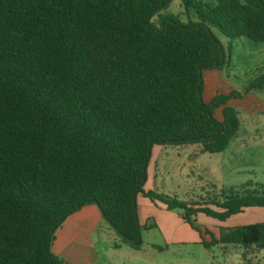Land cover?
<instances>
[{"label":"trees","instance_id":"1","mask_svg":"<svg viewBox=\"0 0 264 264\" xmlns=\"http://www.w3.org/2000/svg\"><path fill=\"white\" fill-rule=\"evenodd\" d=\"M168 2L0 0V264H63L53 233L87 204L138 249L139 193L182 210L206 248L264 246V221L206 241L192 218L264 209V186L195 203L143 190L153 145L219 153L239 128V91L201 97V72L225 63L215 30L264 42V0H182L186 21L159 14Z\"/></svg>","mask_w":264,"mask_h":264},{"label":"rangeland","instance_id":"2","mask_svg":"<svg viewBox=\"0 0 264 264\" xmlns=\"http://www.w3.org/2000/svg\"><path fill=\"white\" fill-rule=\"evenodd\" d=\"M159 14L177 15L182 21L194 19V12L186 10L182 0H169ZM151 20L157 24L156 15ZM215 35L223 45L225 63L221 69L201 72V97L210 98L217 90L233 89L242 94L240 99L228 102L240 120L235 136L219 153H201L199 144L153 145L159 149L157 154L151 151L146 169L148 190L189 203L222 200L231 188L241 192L264 186V42L246 37L230 40L217 30ZM175 211L182 217V210ZM192 218L202 237L209 241L204 230L218 237L231 227L264 221V209L246 208L223 222L204 214ZM186 225L192 230L190 238L165 244L158 231L151 229V221L144 222L140 247L122 245L125 247L116 252V263L264 264V246L244 251L241 246L212 243L206 248L200 242L199 231Z\"/></svg>","mask_w":264,"mask_h":264},{"label":"crops","instance_id":"3","mask_svg":"<svg viewBox=\"0 0 264 264\" xmlns=\"http://www.w3.org/2000/svg\"><path fill=\"white\" fill-rule=\"evenodd\" d=\"M153 147L151 151L157 154L159 148ZM147 182L148 177L143 184L144 191H148ZM136 202L139 224L142 226L144 222L151 221V229L158 231L165 244L185 242L184 237L192 236V230L175 210H168L160 202H152L141 194L137 195ZM122 245L125 244L104 220L98 207L87 204L69 214L55 229L50 250L63 264H117L116 252L125 247Z\"/></svg>","mask_w":264,"mask_h":264}]
</instances>
